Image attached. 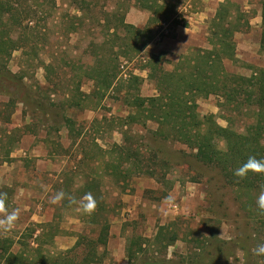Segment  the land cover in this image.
Here are the masks:
<instances>
[{
    "label": "rangeland",
    "instance_id": "obj_1",
    "mask_svg": "<svg viewBox=\"0 0 264 264\" xmlns=\"http://www.w3.org/2000/svg\"><path fill=\"white\" fill-rule=\"evenodd\" d=\"M166 1L173 12L153 15L149 8L162 0H12L21 24H0V38L7 39L9 49L17 47L0 53V161L18 137L30 133L35 138L26 158L8 168V180L0 186L7 193L8 211L20 209L15 227L0 232V247L7 241L10 253L27 252L37 247L33 239L40 235V257L48 258L72 249L79 237L96 238L106 221L108 240L104 250L98 249L97 264H241L237 250L245 253V264H264V257L252 252L264 243V214L256 207L264 174L250 178L249 187L228 184L217 169L197 161L192 149L159 139L157 124L134 104L136 97L157 96L156 80L148 78L149 62L172 71L178 62L172 61L195 49H211L210 19L207 35L195 37L198 46L182 54L175 51L178 36L189 27L185 16L203 11L207 1ZM262 1H230L236 7L227 8L240 18L232 37L235 60H223L232 75L250 77L253 70L264 69V52L259 50ZM210 8L216 13L218 6ZM147 23L152 38L137 52L136 37L123 25L144 29ZM113 71L116 79L103 89V77ZM131 77L139 81L134 84ZM9 97L13 111L4 104ZM243 99L241 95L239 101ZM195 103L200 116H212L237 134L255 123V106L226 103L221 94L197 95ZM116 144L124 145L132 157L120 167L124 175L105 166L109 154H117ZM216 146L225 150L221 140ZM43 158L53 163V170H44ZM132 162L140 163L138 169ZM60 191L65 199L51 204ZM85 193L100 205L90 215L72 202ZM170 194L178 210L164 204ZM129 205L134 210L122 213ZM173 236L175 241L166 246ZM138 238L144 240L141 250ZM123 239H132L124 247L135 251L130 257L124 251L122 263L111 247L120 241L121 250ZM77 253L81 259L82 248ZM22 262L31 264L32 256L31 262ZM0 264H5L2 258Z\"/></svg>",
    "mask_w": 264,
    "mask_h": 264
},
{
    "label": "trees",
    "instance_id": "obj_2",
    "mask_svg": "<svg viewBox=\"0 0 264 264\" xmlns=\"http://www.w3.org/2000/svg\"><path fill=\"white\" fill-rule=\"evenodd\" d=\"M12 5V0H0V24L3 28L8 27L7 23L9 21H11L9 23L12 26L21 24L16 8ZM233 7H236V5L228 0L218 5L208 28L209 33H211V38L208 41L211 49H195L193 52L181 56L173 66L172 71H164L158 67L156 61L149 62L147 67L148 78L156 80L157 96L136 97L134 104L138 109L142 108V113H146L145 119L154 121L157 124L159 128L156 134L159 139L178 142L192 149L194 158L197 161L217 169L228 184L249 187L251 184L249 183L250 178L260 177V174L249 173L246 177L239 178L234 176L233 173L235 169L247 161L249 156H254L258 160L264 159V146L261 144V140L264 138V69L253 70L250 77H243L232 75L223 67L224 59L235 60V46L232 37L238 30L240 18L231 16L229 9ZM260 7L262 31L259 50L264 52V1L260 3ZM154 8L156 9L153 10ZM170 8L171 5H168L166 0H162L161 5L156 3L155 7L152 8L151 6L149 9L154 15V13L161 14L162 12L172 13L174 9ZM238 11L237 8L236 12ZM151 20L149 19V24ZM234 21L237 22L236 26L233 25ZM149 24L147 23L144 29L123 25L125 30H132L131 33L136 37L133 42L134 45H138L135 49L137 52L144 49L152 38ZM244 24L245 26L248 25V23ZM1 33L0 31V35ZM6 43L7 39L0 38L1 55L17 48L12 46L13 48L9 49ZM47 68L48 66H44V69ZM114 69L116 70V68ZM101 74L99 73V76ZM96 76L92 78L94 79ZM116 77V71L111 72L107 77H103L102 88H110ZM129 80L127 83H130ZM131 80L134 84L139 81L134 77H131ZM219 94L224 97L226 103L236 100L237 104L242 103L246 106L256 107L255 123L247 128L245 134H237L228 128L220 127L212 116H200L196 112L195 96L202 95L206 97ZM241 95L244 96V99L239 101ZM13 103V99L9 97V104ZM164 125L168 126L167 131L162 130ZM217 140L224 142V151L217 148ZM113 151L117 154L112 157L113 152L110 153L111 159L107 160L105 166L111 167L112 172L124 175L123 171H120V167L123 162H128L132 158L130 152L125 149L124 145L117 144L113 146ZM138 162H132L131 164L138 169L140 166ZM147 174L152 175V173ZM86 194L88 193L84 195ZM94 199L96 210H99L100 205H98L96 197ZM162 231L161 229L157 233L156 242L160 241L158 238L162 236ZM108 234L109 225L104 221L96 238L79 237L72 249L59 252L55 256H48V258L47 256L40 257L43 251L41 247L43 240L40 235L33 239V243L38 244L36 248H29V251L20 252L19 254L10 253L11 243L3 241L0 247V258L5 261V264H29L22 261L28 260L31 262V256V264L40 262V260L44 263L38 264H97L101 261L98 249H105ZM51 236H49L50 240L52 239ZM143 241L140 238L137 239L138 249ZM174 241L175 236L167 240L166 246ZM78 248H82L81 259L78 258L81 253L75 254V250ZM133 250L130 246L126 248L127 257L134 254L135 250Z\"/></svg>",
    "mask_w": 264,
    "mask_h": 264
},
{
    "label": "crops",
    "instance_id": "obj_3",
    "mask_svg": "<svg viewBox=\"0 0 264 264\" xmlns=\"http://www.w3.org/2000/svg\"><path fill=\"white\" fill-rule=\"evenodd\" d=\"M206 2L207 1V5L206 8L203 10V11H199V12H189L187 16H185L188 24H189V27L186 28V29H183L185 32H181L183 34L182 37H179L178 36V39L180 41L178 46H177V49H175L176 53L177 54H182V53H185V51L188 49V47H195V46H198L196 44V40H195V37L196 36H202V34L205 36L207 35V21L212 19L215 15V9L214 8H210V6L212 7V5L214 6H218L220 3H223L225 0H203V2ZM228 1H236V0H228ZM189 7H191L189 5ZM260 18V16H259ZM139 29H143V27H138ZM179 29V28H178ZM203 29V30H202ZM202 32V33H201ZM199 34V35H197ZM201 48V47H199ZM175 61H178V59L172 61V62H175ZM8 101L4 102L5 106L7 107H10L11 110L13 111V104H9V98H7ZM18 128V125H13L12 128L8 131V134L10 135L11 137V134L13 132L14 129L17 130ZM35 137H33L30 133H25L22 135V137H18L15 141V144H12L11 145V148L9 149V152L7 154V156H5V159L2 161H0V186L1 184H3V182L5 180H8V176L6 175V172L8 170V168L10 166H12L14 164V162H17L19 159L22 158H26V155H27V152L31 151V146H32V143H33V140H34ZM12 140V139H11ZM13 142V141H12ZM35 157V156H34ZM43 163H44V170H53V163L48 160V158H43ZM37 163L39 164L40 162L37 161ZM37 164V170H42ZM12 168V167H11ZM49 176H51V174H49ZM133 206L132 205H129L127 207H123V211H121L122 213H126V212H129L131 213L133 210H134V207L132 208ZM171 208V207H170ZM172 209V208H171ZM173 210H178V207L175 206V209ZM120 242V241H119ZM117 242V245L113 248V255L115 256V258L117 260L120 261V259H124V251H126V248L127 247H124L126 243H133L132 242V239L131 240H122L123 244L121 245V250L119 249L120 247V243ZM112 243V241H111ZM113 244V243H112ZM111 244V245H112ZM124 262V260H122V263Z\"/></svg>",
    "mask_w": 264,
    "mask_h": 264
},
{
    "label": "clouds",
    "instance_id": "obj_4",
    "mask_svg": "<svg viewBox=\"0 0 264 264\" xmlns=\"http://www.w3.org/2000/svg\"><path fill=\"white\" fill-rule=\"evenodd\" d=\"M249 173L264 174V159H256L254 156H249L247 161L240 167L235 169L234 176L239 178L246 177ZM65 199L63 191L57 192L50 200L51 204H58ZM7 193L0 192V232L11 231L19 219L20 209L15 208L8 211L6 207ZM73 203L78 204L79 210L84 214L90 215L96 208V201L89 193L84 195L80 201L73 200ZM164 204L168 207L174 206V197L170 194L165 197ZM256 207L261 214H264V186L261 187L259 195L256 198ZM253 254L257 257H264V243L258 244L253 250ZM237 256L241 257V264H245L243 257L245 253L237 250Z\"/></svg>",
    "mask_w": 264,
    "mask_h": 264
},
{
    "label": "built area",
    "instance_id": "obj_5",
    "mask_svg": "<svg viewBox=\"0 0 264 264\" xmlns=\"http://www.w3.org/2000/svg\"><path fill=\"white\" fill-rule=\"evenodd\" d=\"M173 209H175V206L173 207Z\"/></svg>",
    "mask_w": 264,
    "mask_h": 264
}]
</instances>
